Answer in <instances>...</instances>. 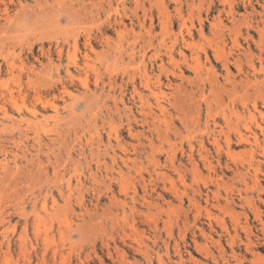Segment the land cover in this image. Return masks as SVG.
<instances>
[{
    "label": "rangeland",
    "instance_id": "1",
    "mask_svg": "<svg viewBox=\"0 0 264 264\" xmlns=\"http://www.w3.org/2000/svg\"><path fill=\"white\" fill-rule=\"evenodd\" d=\"M263 51L264 0H0V264H177L175 245L200 259L196 227L210 224L216 240L219 222L237 242L234 223L248 225L253 239L264 195L226 166L263 161L264 188V159L221 119L264 97ZM253 77L259 87L243 84ZM213 119L224 150L233 138L219 178L196 152L201 142L216 164ZM216 184L249 207L233 219L203 200L191 207L194 189Z\"/></svg>",
    "mask_w": 264,
    "mask_h": 264
},
{
    "label": "bare ground",
    "instance_id": "2",
    "mask_svg": "<svg viewBox=\"0 0 264 264\" xmlns=\"http://www.w3.org/2000/svg\"><path fill=\"white\" fill-rule=\"evenodd\" d=\"M19 6V4H18ZM5 8V7H4ZM21 9H23L21 7ZM178 10V9H177ZM23 11V10H22ZM23 13V12H22ZM180 16V15H179ZM4 21V20H3ZM262 24V23H261ZM250 26V25H249ZM225 28V27H224ZM235 29V28H234ZM260 31V30H259ZM118 32V31H117ZM236 32V31H235ZM262 32V31H261ZM260 33V32H259ZM223 35V34H222ZM220 36V35H219ZM218 37V36H217ZM261 37V36H260ZM182 41V40H181ZM180 41V42H181ZM260 41V40H259ZM163 42V41H162ZM233 42V41H232ZM259 43V42H258ZM260 44V43H259ZM185 45V44H184ZM261 45V44H260ZM41 48V47H40ZM39 49V48H38ZM52 49V48H51ZM56 49V48H55ZM263 50V48H261ZM53 50V49H52ZM58 50V49H57ZM174 50V49H173ZM54 51V50H53ZM169 51V50H168ZM42 52V51H41ZM55 52V51H54ZM264 52V51H263ZM261 53V52H260ZM259 53V54H260ZM47 54V53H46ZM168 54V53H167ZM43 55V53H42ZM57 55V54H56ZM74 55V54H73ZM179 55V54H178ZM48 56V55H47ZM58 56V55H57ZM219 57V56H218ZM72 58V57H71ZM57 59V58H56ZM168 60V59H167ZM260 60V59H259ZM227 61V60H226ZM225 62V61H224ZM259 62V61H258ZM171 63V62H170ZM238 65V64H237ZM194 66V65H193ZM192 66V67H193ZM50 67V66H49ZM159 67V66H158ZM239 68V67H238ZM159 69V68H158ZM160 70V69H159ZM238 70V69H237ZM227 76H229V73L225 72ZM180 78V77H179ZM158 79V78H157ZM246 79V78H245ZM244 79L243 84L244 85H248V84H252L253 86L259 87L260 82L257 81L256 77H253L252 79ZM227 80V79H226ZM229 80V79H228ZM227 80V81H228ZM240 81V80H238ZM261 81V80H260ZM84 82V81H83ZM241 82V81H240ZM111 83V82H110ZM109 83V84H110ZM147 83V82H146ZM194 84V83H193ZM232 84V83H231ZM236 84V82H235ZM261 85H264V83H261ZM244 88V87H243ZM254 90V89H253ZM263 90V89H262ZM133 91V90H132ZM237 93V92H236ZM19 94V93H18ZM258 95V94H257ZM259 96V95H258ZM239 97V96H238ZM227 101V100H226ZM258 101H260L261 103V107H259ZM40 104V103H39ZM41 105V104H40ZM114 106V105H113ZM222 108V107H221ZM227 108V107H226ZM259 108H264V97H260L259 100L253 101L250 105L246 104V103H242L240 106V109L237 107L236 109H231L232 111L230 112V116H228L225 112H222V125L224 124L227 128H230V131L234 132V139L238 142V143H242L245 144L247 146H249V150H251V152L254 154L256 153V151L259 152L258 156L264 159V113L259 109ZM211 106L208 104L207 105V113H208V118H211V112L210 111ZM233 110H236L234 114V117L236 119V123L233 124L231 122L230 117L232 116ZM244 114L248 115V118L250 121H253L251 123H245L244 125H242V127L240 126V119L242 118V116H244ZM120 115V114H119ZM258 116V119H260V121H256V117ZM145 117V116H144ZM153 120V119H152ZM184 120V119H183ZM193 122V121H192ZM185 123V122H184ZM142 124V123H141ZM194 124V123H193ZM212 126H213V130L211 131V137H209V140L211 142L212 147L215 149V152L217 154V157L214 159L216 164H213L212 162H210L209 160V155L205 149V147L203 146V144L200 142L196 152H197V156H198V161L205 167V169L207 168L208 171H210V174H213L214 176H216L217 178H219V175L217 174V170L215 168V165L220 166V159L222 156V153L224 152V155L226 156H231V144L233 141V138L229 135V134H224V143L226 145V149L224 150L221 146H220V139L219 137L221 136V134L223 133V129L221 127V123L218 122L217 120L213 119L212 120ZM195 127V126H194ZM198 129V128H197ZM48 131V130H47ZM204 133V132H203ZM167 138V137H166ZM39 139V138H38ZM23 145V144H22ZM45 147V146H44ZM47 147V146H46ZM189 147V146H188ZM194 151L195 148H193L192 146L190 147L189 150V154H188V158H189V162H191V167H192V171L197 172L198 168H199V164L197 163V161L194 158ZM22 153V152H21ZM250 156V155H249ZM173 157V156H171ZM14 159V158H13ZM15 160V159H14ZM245 162V161H244ZM241 163V162H240ZM260 163V164H258ZM258 163H253V160L249 161L247 164H239V165H234L233 168L231 167H227L231 176L236 179L241 183H244V186L246 185V180L247 178L251 179V182L254 186V188H256L258 190V195H264V188L261 185V181L258 178L260 171H261V165L263 164V161H259ZM14 164V163H13ZM114 164V163H113ZM171 166V165H170ZM8 168V167H7ZM41 169V168H40ZM95 170V169H94ZM18 171V169H17ZM63 171V170H62ZM40 172V171H39ZM219 173H221L222 175L225 174V172H223V170H219ZM252 172V174L250 173ZM5 173V172H4ZM18 173V172H17ZM140 173V172H139ZM121 175V174H120ZM181 175V174H180ZM199 175V174H197ZM221 176V175H220ZM46 177V176H45ZM61 178V176H59ZM162 177V176H161ZM198 177V176H197ZM167 178V177H166ZM193 178V177H192ZM195 178V177H194ZM215 178V177H214ZM200 179V178H197ZM196 179V180H197ZM32 180V179H31ZM66 181V180H65ZM119 181V180H118ZM117 181V182H118ZM194 181V179H193ZM124 182V181H123ZM38 183V182H37ZM202 183V182H201ZM225 185V184H224ZM120 186V185H118ZM228 187V185H226ZM225 186V187H226ZM124 187V186H123ZM170 187V186H169ZM203 187V186H202ZM206 189L204 190V194L203 191L200 190V188L194 189L192 191V195L189 197V201L194 207H196V210L200 212L202 205H201V201L203 200V202H205L206 206H211V208L213 209H217V210H222L226 213L229 214V217H231L233 219L234 216H237L238 214L236 213L237 210L235 209L236 207H242L243 208V203L247 204L249 207V199L247 196H242L241 193H239L236 197H231V196H226V197H222L220 192H219V185L216 184V190L212 191L210 190L208 187L204 186ZM122 188V187H121ZM246 188V187H244ZM175 190V189H173ZM244 190V189H243ZM247 190V189H246ZM240 191V190H239ZM112 195V194H111ZM202 195H204V198H202ZM46 196V195H45ZM112 197V196H111ZM110 197V198H111ZM114 197V196H113ZM70 198V197H69ZM259 200H261L263 203L264 201L260 198V196L258 197ZM141 199V198H140ZM135 201V199H133ZM239 201L240 205H237V203H235V201ZM143 203H145V196L142 197ZM34 202V201H33ZM115 202V201H114ZM52 203H55V201ZM122 203V202H121ZM34 204V203H33ZM69 204V203H68ZM125 204V203H124ZM253 205V204H252ZM136 207V206H134ZM107 209V208H106ZM207 211V215L208 218H210V213L207 210V208L202 209ZM236 210V212H235ZM221 211V212H222ZM253 217H255V219L258 221V231L259 234L255 235L254 238H251L252 234V228L249 227L248 225L245 226H240L239 223H234V227L235 228H241L242 231L245 233V241L244 242H237V236H230L227 227L223 224L219 222V228H220V233L217 235V239L214 240L213 238V231H212V226L210 224H207L208 227V231L205 230L204 228H197L196 230L199 232L200 237L202 238L201 243H198L197 241L194 242V248L196 249V253H199L198 255L200 256V259L196 258L193 254L189 253L187 254V258H184L181 254H180V250L178 247H180L178 244L175 245L174 250L177 253L178 260H177V264H208L210 262L214 263V264H244V262L249 261L251 264H264V255L259 253L258 249L263 247L264 248V221L262 220V212L260 210H255L253 209ZM107 213V212H106ZM206 215V216H207ZM245 215V214H243ZM35 217V216H34ZM33 217V218H34ZM245 217V216H244ZM38 218V217H37ZM207 218V221H208ZM225 218V217H224ZM230 218V219H231ZM236 218V217H235ZM178 219V218H177ZM188 220V219H187ZM194 220V219H193ZM34 221V220H33ZM237 221V220H236ZM188 222V221H187ZM194 222V221H193ZM234 222V221H233ZM65 223V222H64ZM208 223V222H207ZM185 224V222H184ZM68 226V225H67ZM34 229V227H33ZM39 229V228H38ZM22 230V229H21ZM93 230V229H92ZM236 231V230H235ZM240 231V230H239ZM22 232V231H21ZM23 233V232H22ZM242 233V232H241ZM232 235V234H231ZM223 237H229V239L227 240V244H228V248H229V253L227 252V249H225V247H223V245L221 244V239ZM20 239V238H19ZM137 239V238H136ZM121 240V239H120ZM158 240V239H157ZM226 240V239H225ZM18 241V238H17ZM20 241V240H19ZM43 241V240H42ZM21 242V241H20ZM136 243V242H135ZM155 243V242H154ZM153 243V244H154ZM217 244V253H213L210 250V247L208 244ZM6 244V243H5ZM19 244V243H18ZM137 244V243H136ZM24 245V244H23ZM22 245V247H23ZM6 246V245H5ZM18 246V245H17ZM21 246V245H20ZM165 249H168V243H164ZM225 246V245H224ZM241 246H243V258L239 259V253H241ZM46 247V246H45ZM21 248V247H20ZM24 248V247H23ZM43 248V247H42ZM21 253H22V248L20 249ZM25 250V249H24ZM54 250V249H53ZM107 250V248H106ZM117 250V249H116ZM152 251V250H151ZM54 252V251H53ZM70 252V251H69ZM20 253V252H19ZM123 253V251H122ZM43 254V253H42ZM141 254V253H140ZM44 255V254H43ZM42 255V256H43ZM52 255V254H51ZM87 255V254H86ZM123 255V254H122ZM144 255V254H143ZM22 256V255H21ZM42 256L40 257V260L42 258ZM90 256V255H89ZM120 256V255H119ZM44 257V256H43ZM121 257V256H120ZM124 257V256H123ZM24 258V257H22ZM54 258V257H53ZM85 258V256H84ZM122 258V257H121ZM63 259V258H62ZM159 264H166L159 256ZM44 260V259H43ZM99 260V259H98ZM147 260V259H146ZM232 260V263H231ZM62 261V260H61ZM60 261V262H61ZM128 262V261H127ZM175 262V261H174ZM208 262V263H205ZM42 263V262H41ZM211 263V264H212ZM23 264V263H22ZM59 264V263H58ZM149 264H153L149 258Z\"/></svg>",
    "mask_w": 264,
    "mask_h": 264
}]
</instances>
